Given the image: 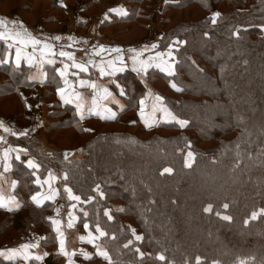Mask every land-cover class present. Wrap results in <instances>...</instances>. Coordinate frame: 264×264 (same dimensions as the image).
I'll return each instance as SVG.
<instances>
[{"label":"trees","instance_id":"trees-1","mask_svg":"<svg viewBox=\"0 0 264 264\" xmlns=\"http://www.w3.org/2000/svg\"><path fill=\"white\" fill-rule=\"evenodd\" d=\"M45 1L40 10L47 21L44 11L64 0ZM85 1L91 13L88 6L96 0ZM157 1H164L157 49L173 47L175 71L164 76L153 70L145 82L185 123L141 122L137 113L146 85L128 71L116 77L124 85L125 109L112 121L94 118L84 125L71 106L55 98L59 84L46 82V144L36 136L12 140L28 154L13 162L14 195L21 205L13 211L0 207V242L27 234L33 225L44 233L41 246L56 247L48 219L53 203L39 207L31 201L37 188L25 162L33 158L41 177L56 169L63 214L75 203L78 224H87L107 264H264V0ZM126 3L128 14L101 29L130 45L147 34L152 0ZM33 6L24 0L26 10ZM0 71V98L32 90L24 67L0 65ZM8 102L15 108L7 116L22 118L17 102ZM62 186L79 199H68ZM116 203L121 210L113 208ZM56 258L45 263L56 264ZM100 259L95 255L84 264Z\"/></svg>","mask_w":264,"mask_h":264},{"label":"crops","instance_id":"crops-1","mask_svg":"<svg viewBox=\"0 0 264 264\" xmlns=\"http://www.w3.org/2000/svg\"><path fill=\"white\" fill-rule=\"evenodd\" d=\"M23 3L24 0L21 5H16L15 0H0V6L5 9L0 10V21H4L0 25V33H4L0 36V65L15 69L24 67L27 81L33 84L32 90L24 87L21 93L12 92V95L0 98V108L8 107L11 99L17 102L16 111H23L22 118L18 116L17 120L28 121L23 125L14 117L0 115V196L3 197V206L0 207L5 211L16 210L21 205L14 195L13 162H20L28 154L13 146L12 140L31 136L43 138L42 128L51 112V102L46 99L49 88L46 82L50 87L59 84L54 90L55 98L62 107L71 106L84 125L94 118L112 121L125 109L124 85L116 79L119 74L128 71L146 78L153 70L164 76H171L175 71L173 47L157 52V41L162 35V21L158 20V30L154 28L157 14L152 18L145 37L131 45L120 44L110 31L101 29L104 22L128 14L126 0H96L95 4L88 6L91 13L85 11V0H64L62 4L59 2L56 10L50 6L44 11L49 16L47 21L40 10L42 0L39 4L32 0L34 6L30 10H26ZM33 40L39 43L33 44ZM61 52L67 55L62 56ZM3 80L0 71V85ZM137 118L148 125L172 122L162 98L149 86H145ZM127 121L132 122V119ZM25 167L32 172L37 188L33 195L35 199L32 197L31 201L39 207L53 203L48 219L56 231L57 244L53 250L41 246L44 233L31 225L27 234L10 235L0 242V264H46L45 260L51 255L59 258H56V264H84L95 255L101 258L100 264H107V258L100 254L104 250L90 238L85 227L87 224H78L80 209L75 203L66 215L63 214L56 169H50L41 177L40 166L33 158L27 159ZM61 191L73 200L66 187L62 186ZM115 205L118 210L122 209L120 204ZM61 240L64 242L63 252Z\"/></svg>","mask_w":264,"mask_h":264},{"label":"rangeland","instance_id":"rangeland-1","mask_svg":"<svg viewBox=\"0 0 264 264\" xmlns=\"http://www.w3.org/2000/svg\"><path fill=\"white\" fill-rule=\"evenodd\" d=\"M164 1H162V2H158L157 0H152V4L150 5V8H149V15H150V17H151V23H150V25L149 26H151V24H152V18L156 15L157 16V18L158 19H155L156 21H157V24L155 25V29H159V26H160V23L158 22V20L159 21H161V18L158 16V14H160L161 13V11H162V8H163V5H164V3H163ZM153 3H155V5L153 4ZM157 8L159 9L158 11L159 12H157ZM215 9V8H214ZM0 10L1 11H5V9L2 7V6H0ZM216 14H219L218 13V11L215 9L213 12H212V14H211V17H212V19L213 20H215L216 18H217V16L218 15H216ZM161 27H162V22H161ZM154 29V30H155ZM121 44V43H120ZM131 45V44H130ZM165 51H167V50H159V49H157V52H165ZM173 53H174V51H173ZM175 56V55H174ZM143 79V82L145 83V85H146V82H145V78H142ZM147 86V85H146ZM162 88H164V85L160 82V86H158L157 87V90L159 91V89L162 91ZM166 106V105H165ZM14 107H15V105H14ZM13 107V108H14ZM167 107V106H166ZM1 110H3V113L2 114H4V117H6L8 114H10L11 112H12V108H10V107H1L0 108ZM169 112H170V114H171V121L172 122H177V123H179V124H181V125H183L185 122H183L182 120H180V119H178L170 110H169ZM8 117V116H7ZM16 121H17V123H20L17 119H16ZM181 122H183V124L181 123ZM42 135H43V132L41 133ZM44 136V135H43ZM41 139V138H40ZM45 144H46V142H45V140H44V137L41 139ZM67 188V187H66ZM116 204H118V203H116ZM113 208L115 209V210H118L117 209V207H116V205L114 206V204H113ZM207 210H209V208L207 209ZM258 213H256V215H257ZM256 215H255V217H256ZM221 218H224V217H226V216H223V215H221L220 216ZM132 234H133V237H134V239H138L137 237H141V233H140V231L138 230V229H136V228H132Z\"/></svg>","mask_w":264,"mask_h":264},{"label":"snow or ice","instance_id":"snow-or-ice-1","mask_svg":"<svg viewBox=\"0 0 264 264\" xmlns=\"http://www.w3.org/2000/svg\"><path fill=\"white\" fill-rule=\"evenodd\" d=\"M216 15H218V14H216ZM215 22V21H214ZM4 24V21H0V25H3ZM4 35V33H0V36H3ZM56 39H59V37H56ZM32 43L33 44H37V43H39V41H35V40H33L32 41ZM45 48L47 49L48 48V46L47 45H45ZM117 51H119V50H117ZM60 55H67L66 53H64V52H61L60 53ZM71 58V57H70ZM122 59V58H121ZM77 67H81V70H86V69H84L81 65H77ZM102 71V74H103V70H101ZM174 86V85H173ZM61 91H63V90H61ZM182 124H183V122H181ZM5 131H7V129H5ZM189 157H191V153H189ZM31 161H29V165H31ZM165 171L166 172H170L171 171V169H165ZM67 191L69 192V194H70V197H71V190L70 189H67ZM72 199H76V200H78L79 199V197H71ZM33 199H35V197H33ZM0 206H3V197L2 196H0ZM225 207H227V205H225ZM207 210V209H206ZM255 213H253V218L255 217ZM224 219H229V217H224ZM71 226V225H70ZM85 227L87 228L88 226L87 225H85ZM97 231L99 232L100 230H99V228H97ZM100 235L101 236H103L104 235V233L103 232H100ZM138 239H139V237H137ZM63 248H64V242H63V240H61V251L63 252ZM66 254V253H65ZM101 255H103V256H105V258H107V253H104V252H101L100 253ZM161 259H163V257H160Z\"/></svg>","mask_w":264,"mask_h":264}]
</instances>
